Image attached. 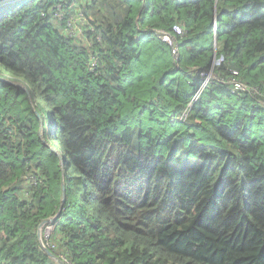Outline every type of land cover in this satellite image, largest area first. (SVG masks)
I'll return each instance as SVG.
<instances>
[{
	"label": "trees",
	"instance_id": "trees-1",
	"mask_svg": "<svg viewBox=\"0 0 264 264\" xmlns=\"http://www.w3.org/2000/svg\"><path fill=\"white\" fill-rule=\"evenodd\" d=\"M59 212L64 264H264V0H0V264Z\"/></svg>",
	"mask_w": 264,
	"mask_h": 264
},
{
	"label": "built area",
	"instance_id": "built-area-1",
	"mask_svg": "<svg viewBox=\"0 0 264 264\" xmlns=\"http://www.w3.org/2000/svg\"><path fill=\"white\" fill-rule=\"evenodd\" d=\"M72 24L74 25L73 27H72ZM70 26H71L70 30H69V36L70 37H79L83 33V27H82V25L79 24L78 20L73 19V22L71 23ZM173 31L178 36L184 35L183 27L180 24L175 25L173 27ZM162 39L164 42H167L168 44H170L172 46H173L174 41H175L174 37L168 33H164L162 36ZM173 55L178 56V51L176 48L173 49ZM224 61L225 60L223 57L216 58L214 60L213 67H212L210 72H208L206 74H202L201 72H198V74H200L204 78V83H203L202 88L206 87L208 85V83L216 81V82L231 86L234 93H238V92L240 93V92L247 91V92H250L252 94H256V91L254 89H249L244 83H242L239 80V73L237 71H231L230 76L228 78L215 73V70L220 68L224 64ZM187 117L188 116L185 114L181 119L186 120ZM52 231H53V226H51V225L45 226V235H46V240H47V247L43 243H41L42 248L45 247L49 250L52 249L51 243H50V236L52 234Z\"/></svg>",
	"mask_w": 264,
	"mask_h": 264
},
{
	"label": "water",
	"instance_id": "water-1",
	"mask_svg": "<svg viewBox=\"0 0 264 264\" xmlns=\"http://www.w3.org/2000/svg\"><path fill=\"white\" fill-rule=\"evenodd\" d=\"M65 200H63L64 202ZM60 214L61 212H59L57 215H55L54 217L52 218H49L48 220H45L44 222H42V224L40 225L39 227V230H38V236H39V239L41 237V233H42V229L43 227H45L46 225H51V226H54L56 221L58 220V218L60 217ZM40 242H41V239H40ZM44 248V251L46 252V254H48V256L50 258H52L53 260H55L58 264H64L59 258H57L52 252H50L47 248L43 247Z\"/></svg>",
	"mask_w": 264,
	"mask_h": 264
},
{
	"label": "rangeland",
	"instance_id": "rangeland-1",
	"mask_svg": "<svg viewBox=\"0 0 264 264\" xmlns=\"http://www.w3.org/2000/svg\"><path fill=\"white\" fill-rule=\"evenodd\" d=\"M49 146L52 147V149L55 151V152H58V150L52 145V144H49ZM58 155L60 156V158H62V163H61V167H62V170H63V167H64V160H63V157H61V154L58 153ZM41 243H43L46 247H47V240H46V235H45V227H43L42 229V233H41ZM49 250V249H48ZM50 251V250H49ZM52 252V251H50ZM63 263H64V260L63 258H60L58 257Z\"/></svg>",
	"mask_w": 264,
	"mask_h": 264
}]
</instances>
